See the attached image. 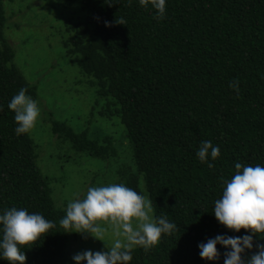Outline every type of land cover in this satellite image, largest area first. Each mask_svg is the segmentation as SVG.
Wrapping results in <instances>:
<instances>
[{
  "label": "trees",
  "instance_id": "obj_1",
  "mask_svg": "<svg viewBox=\"0 0 264 264\" xmlns=\"http://www.w3.org/2000/svg\"><path fill=\"white\" fill-rule=\"evenodd\" d=\"M57 2L77 3L84 10L68 51L82 72L93 76L104 100L100 111L118 115L125 125L122 183L145 196L143 175L154 216L164 215L176 225L149 249L133 248L129 264H223V245H217L218 261H206L198 244L217 234L248 231L228 229L212 210L222 194V178L234 174L237 161L264 164V0H167L163 19L138 0ZM7 21L5 0H0V210L25 207L53 221L48 233L24 246L26 264H76L67 251L70 232L59 223L66 207L55 203L30 130L15 132L9 100L21 87L35 100L39 93L14 61ZM237 79L238 93L229 86ZM50 122L74 151L117 157L112 134L93 138L88 128ZM205 139L220 146L213 167L196 155ZM0 264L10 262L0 258Z\"/></svg>",
  "mask_w": 264,
  "mask_h": 264
},
{
  "label": "clouds",
  "instance_id": "obj_2",
  "mask_svg": "<svg viewBox=\"0 0 264 264\" xmlns=\"http://www.w3.org/2000/svg\"><path fill=\"white\" fill-rule=\"evenodd\" d=\"M113 3L112 0H105ZM147 8L155 9L154 16L163 19L167 14V0H138ZM123 23V18L120 19ZM105 23H109L105 21ZM229 86L239 92V80L229 81ZM2 107V106H0ZM8 107L14 110L17 135L28 132L40 115L37 100L21 87L9 100ZM201 162L213 167L220 155V146L211 140L200 142L196 152ZM236 171L223 180L222 194L215 199L212 213L228 229L243 235L217 234L199 242V255L206 261H218L221 252L217 245L224 246L223 264H264V164L235 163ZM66 206L60 225L65 232H77L103 240L110 228L112 240L107 250L84 249L73 254L76 264H129L132 249L153 246L161 234L172 233L176 225L164 215L154 216L151 201L124 183L110 182L89 186L81 196L75 193ZM53 221L38 211L30 212L25 207L11 206L0 210V258L10 264H26L24 246L36 242L48 233ZM257 249L248 254V250Z\"/></svg>",
  "mask_w": 264,
  "mask_h": 264
},
{
  "label": "rangeland",
  "instance_id": "obj_3",
  "mask_svg": "<svg viewBox=\"0 0 264 264\" xmlns=\"http://www.w3.org/2000/svg\"><path fill=\"white\" fill-rule=\"evenodd\" d=\"M5 6V32L14 44V61L28 80L38 85L40 115L30 133L37 145L38 166L51 178L55 203L66 207L76 198L75 193L82 196L89 186L122 183L118 172L126 164L127 150H120L125 125L118 115L100 111L104 100L97 94L93 76L82 72L73 61L75 55L68 51L74 46L70 38L76 34L75 26L84 18L81 5L59 4L57 0H5ZM52 118L67 122L77 131L88 128L93 138L112 134L119 147L117 157L103 159L74 151L70 141L54 134ZM123 143L128 144L126 140ZM140 186L152 204L143 175ZM100 224L108 228L103 240L70 232L68 253L73 256L84 249L107 250L114 237L104 221Z\"/></svg>",
  "mask_w": 264,
  "mask_h": 264
}]
</instances>
